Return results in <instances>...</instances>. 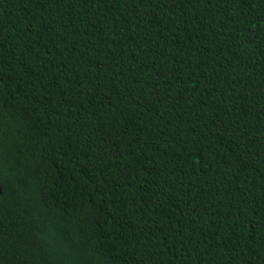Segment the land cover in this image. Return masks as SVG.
<instances>
[{"label":"trees","instance_id":"1","mask_svg":"<svg viewBox=\"0 0 264 264\" xmlns=\"http://www.w3.org/2000/svg\"><path fill=\"white\" fill-rule=\"evenodd\" d=\"M0 264H264V0H0Z\"/></svg>","mask_w":264,"mask_h":264}]
</instances>
